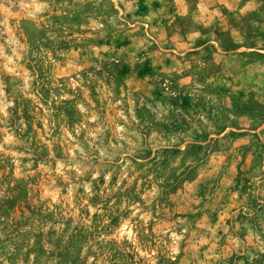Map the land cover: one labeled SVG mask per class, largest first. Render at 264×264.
I'll return each instance as SVG.
<instances>
[{"label": "rangeland", "instance_id": "obj_1", "mask_svg": "<svg viewBox=\"0 0 264 264\" xmlns=\"http://www.w3.org/2000/svg\"><path fill=\"white\" fill-rule=\"evenodd\" d=\"M0 264H264V0H0Z\"/></svg>", "mask_w": 264, "mask_h": 264}]
</instances>
